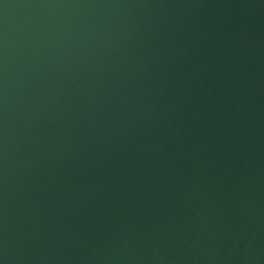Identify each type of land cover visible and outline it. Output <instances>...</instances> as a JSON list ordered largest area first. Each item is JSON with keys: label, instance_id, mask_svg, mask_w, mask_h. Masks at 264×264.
<instances>
[{"label": "water", "instance_id": "water-1", "mask_svg": "<svg viewBox=\"0 0 264 264\" xmlns=\"http://www.w3.org/2000/svg\"><path fill=\"white\" fill-rule=\"evenodd\" d=\"M0 264H264V0H0Z\"/></svg>", "mask_w": 264, "mask_h": 264}]
</instances>
